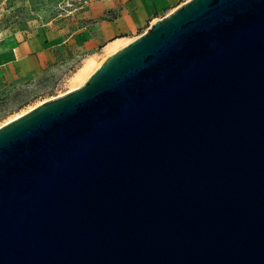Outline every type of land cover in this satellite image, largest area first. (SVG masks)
Segmentation results:
<instances>
[{
  "label": "water",
  "instance_id": "obj_1",
  "mask_svg": "<svg viewBox=\"0 0 264 264\" xmlns=\"http://www.w3.org/2000/svg\"><path fill=\"white\" fill-rule=\"evenodd\" d=\"M0 264H264V0H188L1 125Z\"/></svg>",
  "mask_w": 264,
  "mask_h": 264
},
{
  "label": "rangeland",
  "instance_id": "obj_2",
  "mask_svg": "<svg viewBox=\"0 0 264 264\" xmlns=\"http://www.w3.org/2000/svg\"><path fill=\"white\" fill-rule=\"evenodd\" d=\"M103 1L0 0V47L11 40L19 44L38 37L44 48H51L55 58L40 71L30 70L16 77L0 73V126L43 101L80 87L83 80L79 82L81 79L77 77L82 69L85 68L84 73L89 77L107 56L141 35L150 25L128 40H117L110 49L104 45L95 51L81 50L82 37L87 40L90 26L100 18L109 19L113 15V12L102 17L94 14L93 7ZM186 1L180 0L179 5ZM5 68L11 70L10 65Z\"/></svg>",
  "mask_w": 264,
  "mask_h": 264
},
{
  "label": "crops",
  "instance_id": "obj_3",
  "mask_svg": "<svg viewBox=\"0 0 264 264\" xmlns=\"http://www.w3.org/2000/svg\"><path fill=\"white\" fill-rule=\"evenodd\" d=\"M179 1L104 0L93 7L94 14L102 17L113 12V15L109 19L100 18L97 23L90 26L91 33L86 41L82 37L80 49L95 51L104 45L113 46L117 40H128L145 29L148 24L178 7ZM0 52V73L5 72L15 77L30 70L40 71L42 67L55 60L51 48H44L38 37H32L19 44L14 40L8 41L0 47ZM9 65L10 71L5 68Z\"/></svg>",
  "mask_w": 264,
  "mask_h": 264
},
{
  "label": "bare ground",
  "instance_id": "obj_4",
  "mask_svg": "<svg viewBox=\"0 0 264 264\" xmlns=\"http://www.w3.org/2000/svg\"><path fill=\"white\" fill-rule=\"evenodd\" d=\"M109 49L111 48V47H108ZM87 66H89V65H87ZM90 67V66H89ZM83 70V72H81L80 73V75H78V80L79 79H81L79 82H82V80H83V82H85L86 81V79H87V77H88V75L86 76L85 75V73H84V70H85V68L84 69H82ZM85 72H86V70H85ZM88 72V71H87ZM84 75L86 76V77H84ZM90 76V75H89ZM84 78V79H83ZM83 82L81 83V84H83Z\"/></svg>",
  "mask_w": 264,
  "mask_h": 264
}]
</instances>
